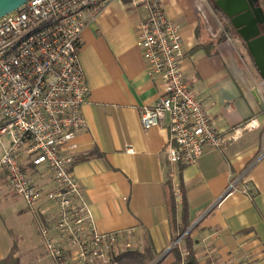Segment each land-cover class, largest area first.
Masks as SVG:
<instances>
[{
  "label": "crops",
  "instance_id": "crops-1",
  "mask_svg": "<svg viewBox=\"0 0 264 264\" xmlns=\"http://www.w3.org/2000/svg\"><path fill=\"white\" fill-rule=\"evenodd\" d=\"M162 1L166 16L180 26L185 54L179 71L199 92L214 126L226 133L249 118L259 126L220 149L205 150L192 164H168L166 128L145 130L138 117L161 87L136 44V25L146 10L113 0L80 35L86 126L76 132L71 171L82 200L96 231L129 232L135 247L150 244L161 253L172 239L170 182L176 218L186 206L198 264H264V81L246 48L226 36L209 0ZM42 169L33 175L45 187L49 175ZM50 212L28 210L0 171V261L14 251L19 264H54L40 235V227L50 225Z\"/></svg>",
  "mask_w": 264,
  "mask_h": 264
},
{
  "label": "built area",
  "instance_id": "built-area-1",
  "mask_svg": "<svg viewBox=\"0 0 264 264\" xmlns=\"http://www.w3.org/2000/svg\"><path fill=\"white\" fill-rule=\"evenodd\" d=\"M111 1L27 0L0 17V171L28 210L39 216L51 211L40 235L54 264H92L131 246L129 232L96 231L71 171L76 132L86 126L80 35ZM128 2L146 10L136 25V44L149 74L161 79L154 104L139 108V122L145 130L166 128L168 164H192L205 150L220 149L259 126L249 118L219 131L179 71L185 54L180 26L166 16L163 1ZM126 152L133 150L128 146ZM42 168L49 175L45 187L33 175Z\"/></svg>",
  "mask_w": 264,
  "mask_h": 264
},
{
  "label": "water",
  "instance_id": "water-1",
  "mask_svg": "<svg viewBox=\"0 0 264 264\" xmlns=\"http://www.w3.org/2000/svg\"><path fill=\"white\" fill-rule=\"evenodd\" d=\"M26 1L0 0V17L17 9ZM258 1L264 4V0H215V3L244 43L255 69L264 81V34L260 33L258 27L264 22V10L258 4L253 6V2ZM189 229L179 235L171 246L178 243Z\"/></svg>",
  "mask_w": 264,
  "mask_h": 264
},
{
  "label": "trees",
  "instance_id": "trees-1",
  "mask_svg": "<svg viewBox=\"0 0 264 264\" xmlns=\"http://www.w3.org/2000/svg\"><path fill=\"white\" fill-rule=\"evenodd\" d=\"M218 11V10H217ZM218 15L226 21L224 24L225 30H228L229 20L222 13L218 12ZM220 39L223 36L219 37ZM167 196H168V211H169V224L172 231V239L173 242L179 235L187 230L190 226V221L187 218V210L186 206L183 202L181 214L179 218H176V204L173 200L171 184L168 182L167 184ZM184 244V249H181L179 243L173 246L168 254L158 261L157 264H198L196 254L192 248V239L190 236V231H188L180 240ZM179 241V242H180ZM14 251H11L8 257L4 260L0 261V264H19L18 258L14 256ZM155 252L153 247L150 244L144 245L142 248L139 247H125L118 250L116 253H113L109 259L108 264H149L155 257Z\"/></svg>",
  "mask_w": 264,
  "mask_h": 264
},
{
  "label": "rangeland",
  "instance_id": "rangeland-1",
  "mask_svg": "<svg viewBox=\"0 0 264 264\" xmlns=\"http://www.w3.org/2000/svg\"><path fill=\"white\" fill-rule=\"evenodd\" d=\"M209 2H210V0H209ZM211 3V2H210ZM212 5V4H211ZM213 6V5H212ZM214 7V6H213ZM215 8V7H214ZM216 9V8H215ZM218 12V11H217ZM217 15H218V13H217ZM218 18H219V20H220V23H221V25H222V28H223V30L225 31V34H226V36H228V37H235L237 40H238V42H240V44L243 46L244 45V43L242 42V40L239 38V36L237 35V33L235 32V30L231 27V25L229 24L228 25V30H225V28H224V24L226 23V21L224 22V18L222 19L221 18V16H219L218 15ZM3 140H5V139H3ZM173 242H171V244H172ZM179 243V242H178ZM177 244V243H176ZM175 244V245H176ZM174 245V246H175ZM131 246L132 247H134L135 245H133V243H131ZM131 246H129V247H131ZM172 248L173 246H169L166 250H164L163 252H161V253H156V255H155V257H154V259L149 263V264H157L158 263V260L161 258V259H164V257L168 254V252L170 251H168V249L169 248ZM170 248V249H171ZM46 253V252H45ZM47 256H48V254H47ZM160 259V260H161ZM102 260V259H101ZM159 260V261H160ZM104 261V260H103ZM94 262H96V261H94ZM93 262V263H94ZM108 262V261H107ZM92 263V264H93ZM166 262H164L163 264H165Z\"/></svg>",
  "mask_w": 264,
  "mask_h": 264
},
{
  "label": "flooded vegetation",
  "instance_id": "flooded-vegetation-1",
  "mask_svg": "<svg viewBox=\"0 0 264 264\" xmlns=\"http://www.w3.org/2000/svg\"><path fill=\"white\" fill-rule=\"evenodd\" d=\"M210 2H211V4L216 8V10H218V12L220 13L221 11L218 9V7H217V5H216V3H215V0H210ZM260 5L262 8H263V10H264V4H263V2H261V1H258V2H253V6H256V5ZM258 27H259V31H260V33L261 34H264V22L262 23V24H260V25H258ZM236 32V31H235ZM238 35V34H237ZM244 46V45H243Z\"/></svg>",
  "mask_w": 264,
  "mask_h": 264
}]
</instances>
